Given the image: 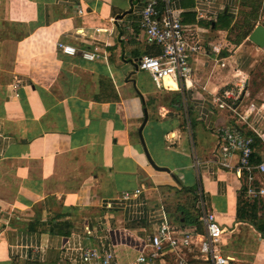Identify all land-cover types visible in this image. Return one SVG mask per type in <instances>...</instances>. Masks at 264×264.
<instances>
[{
    "label": "crops",
    "instance_id": "0c3cea01",
    "mask_svg": "<svg viewBox=\"0 0 264 264\" xmlns=\"http://www.w3.org/2000/svg\"><path fill=\"white\" fill-rule=\"evenodd\" d=\"M146 1L0 0V264H80L78 245L110 249L114 264H137L163 214L176 228L203 230L198 185L226 230L220 248L229 264H264V236L248 215L254 207L264 221L259 205L218 161V131L235 124L245 135L249 125L259 129L261 136L249 135L252 162L264 161V102L249 96L247 71L211 38L229 30L216 27L223 15L233 26L238 0L174 1L185 25H199L222 47L218 59L198 56L190 88L168 78V88H159L136 67L153 50L138 26ZM199 5L208 11L200 21ZM59 42L78 53L64 54ZM243 78L248 95L234 108L245 113L253 101L262 108L263 118L253 113L249 125L214 102ZM146 110L145 146L169 171L156 169L145 153L139 130ZM238 161L236 154L230 162ZM125 192L130 199L122 200ZM195 254L166 250L155 264H179L178 255L203 264Z\"/></svg>",
    "mask_w": 264,
    "mask_h": 264
},
{
    "label": "built area",
    "instance_id": "2783aa9c",
    "mask_svg": "<svg viewBox=\"0 0 264 264\" xmlns=\"http://www.w3.org/2000/svg\"><path fill=\"white\" fill-rule=\"evenodd\" d=\"M175 0H147L143 8L138 26L148 45L157 46L160 53L157 55L146 54L136 60V67L149 72L153 82L159 88H168L166 79L183 82L186 88H190L191 77L193 76V63L200 54L214 53L218 59L222 51L221 45L213 43L206 37L204 30L199 25H185L181 12L173 8ZM80 12H82L80 10ZM197 19L207 18L208 11L197 6ZM59 49L64 54L74 56L78 53L76 47L58 43ZM81 55L89 60H93L96 54L89 51L81 52ZM218 61V60H217ZM239 86L225 88L219 96L214 98L221 108H231L236 114V118L248 124L251 114L255 113L260 118L262 108L256 102H251L245 113L240 114L234 108L246 92L247 81L243 78ZM186 125L191 130L192 120L187 104H183ZM249 125V124H248ZM254 134L261 132L256 126L249 125ZM219 136V164L225 168H230L236 176L245 181V193L259 205L257 215L264 217V161L260 163L252 162L254 153V139L248 134L245 135L241 125L235 124L233 127H222L218 131ZM238 154L239 161L235 165L231 164V159ZM198 164V161H197ZM139 190H136L137 194ZM132 192H125L122 200L130 199ZM195 209L199 222L203 230L196 227L193 229H180L174 227L163 214L156 234L150 236V252L142 253L137 258V264H155L166 250L179 251L191 249L195 252L194 260L203 264H229V259L222 254L220 244L223 234L226 232L218 222L216 215L207 205L206 194L201 185L195 189ZM1 215V208H0ZM3 223L0 219V224ZM88 233H91L88 231ZM67 250L73 249L71 243H67ZM80 252V264H114L115 255L110 249L101 250L98 247H83L78 245ZM179 264H193L184 255H178ZM193 260V261H194Z\"/></svg>",
    "mask_w": 264,
    "mask_h": 264
},
{
    "label": "rangeland",
    "instance_id": "374dc122",
    "mask_svg": "<svg viewBox=\"0 0 264 264\" xmlns=\"http://www.w3.org/2000/svg\"><path fill=\"white\" fill-rule=\"evenodd\" d=\"M254 24L264 25V0H238V10L233 26L222 34L214 32L211 38L221 43L224 54L233 55L239 67L247 71L250 82L249 96L264 102V48L250 41L249 36L244 39ZM162 94L170 95L166 91Z\"/></svg>",
    "mask_w": 264,
    "mask_h": 264
},
{
    "label": "trees",
    "instance_id": "16d2710c",
    "mask_svg": "<svg viewBox=\"0 0 264 264\" xmlns=\"http://www.w3.org/2000/svg\"><path fill=\"white\" fill-rule=\"evenodd\" d=\"M184 22L186 23V19L184 20ZM232 22H233V19L231 17L223 15L221 17V21L219 20V22L216 23V27L218 29H230L231 26H232ZM255 27H256V24H254L251 27V29L248 30V32L246 33L244 39L247 38L251 34V32L255 29ZM152 47H153V50L151 52H149L148 54L157 55V54L160 53V49L157 46H152ZM155 47L158 49V51L155 50L156 49ZM249 135H254V133L252 132ZM254 140H255V137H254ZM256 141H257V139H256ZM255 158H256L257 161L261 160V157H259V156L255 155ZM247 205L248 204L246 202H242L241 207L239 206L240 207L239 209L242 210V212H246L248 214L249 213L248 210L245 209V206H247ZM250 212H251V214H248L250 216L249 219L252 221V223L256 227V229L259 230L262 233V235L264 236V221H258L256 219V216H255L256 214H255V208L254 207L250 208Z\"/></svg>",
    "mask_w": 264,
    "mask_h": 264
},
{
    "label": "water",
    "instance_id": "95a60500",
    "mask_svg": "<svg viewBox=\"0 0 264 264\" xmlns=\"http://www.w3.org/2000/svg\"><path fill=\"white\" fill-rule=\"evenodd\" d=\"M248 38H249L250 41H252L258 47L264 48V25L263 24L257 25L255 27V29L251 32V34L249 35ZM147 120H148V113H147V110H146L145 119H144V122H143L140 130H139V134H140V137H141L145 152H146V154L148 156V160L150 161V163L156 169L161 170V171H169L168 168L159 167L158 165L155 164V162L153 161L152 157L150 156V154H149V152H148V150H147V148L145 146V143H144V140H143V136H142V130H143V127H144L145 123L147 122Z\"/></svg>",
    "mask_w": 264,
    "mask_h": 264
},
{
    "label": "bare ground",
    "instance_id": "6f19581e",
    "mask_svg": "<svg viewBox=\"0 0 264 264\" xmlns=\"http://www.w3.org/2000/svg\"><path fill=\"white\" fill-rule=\"evenodd\" d=\"M173 81V80H172ZM176 84V83H175Z\"/></svg>",
    "mask_w": 264,
    "mask_h": 264
}]
</instances>
